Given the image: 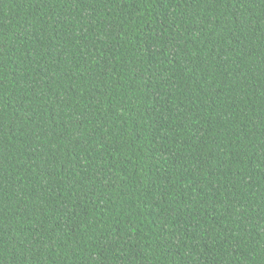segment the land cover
I'll return each mask as SVG.
<instances>
[{
	"label": "trees",
	"instance_id": "obj_1",
	"mask_svg": "<svg viewBox=\"0 0 264 264\" xmlns=\"http://www.w3.org/2000/svg\"><path fill=\"white\" fill-rule=\"evenodd\" d=\"M0 264H264V0H0Z\"/></svg>",
	"mask_w": 264,
	"mask_h": 264
}]
</instances>
